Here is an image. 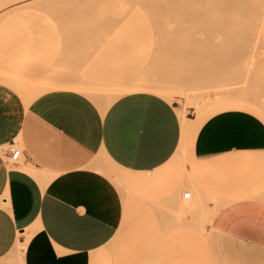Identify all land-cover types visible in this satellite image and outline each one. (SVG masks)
<instances>
[{
  "label": "crops",
  "instance_id": "1",
  "mask_svg": "<svg viewBox=\"0 0 264 264\" xmlns=\"http://www.w3.org/2000/svg\"><path fill=\"white\" fill-rule=\"evenodd\" d=\"M65 30L32 55L24 74L37 83L26 91L10 76L18 67L0 60V259L20 241L21 264H264V89L259 111L236 102L186 113L185 133L182 106L155 93L104 107L91 90L111 77L117 45ZM18 55L0 47V57ZM13 141L17 163L7 161ZM186 151L183 168L166 167ZM112 166L149 174L136 181L150 184L149 235Z\"/></svg>",
  "mask_w": 264,
  "mask_h": 264
},
{
  "label": "rangeland",
  "instance_id": "2",
  "mask_svg": "<svg viewBox=\"0 0 264 264\" xmlns=\"http://www.w3.org/2000/svg\"><path fill=\"white\" fill-rule=\"evenodd\" d=\"M67 28L98 32L118 47L109 57L111 77L91 90L104 95L96 100L107 104L125 94L132 83L145 80L175 89L172 100L190 117L240 106L236 102L251 106L240 108L261 109L264 0H0V47L19 50L18 56L0 60L18 67L10 76L19 79L24 91L37 83L24 74L31 60L36 62L32 55L53 48L55 37L59 43L69 36ZM189 62L192 66L187 67ZM248 64L255 69L249 70ZM207 76L211 79L205 80ZM177 155L167 168L181 169L190 159L188 151ZM112 171L121 190L136 197L134 216L141 219L142 233L149 235L150 184L135 181L148 179L149 174L117 175L120 170L113 166ZM158 238L153 239V247ZM21 254L17 248L0 264H21Z\"/></svg>",
  "mask_w": 264,
  "mask_h": 264
},
{
  "label": "bare ground",
  "instance_id": "3",
  "mask_svg": "<svg viewBox=\"0 0 264 264\" xmlns=\"http://www.w3.org/2000/svg\"><path fill=\"white\" fill-rule=\"evenodd\" d=\"M252 60H253V58H252ZM251 60V61H252ZM228 63H233L232 61L231 62H228ZM227 63V64H228ZM230 64H228V65H230ZM255 64V63H254ZM192 66V63H190L189 62V65H186L187 67L188 66ZM236 65V64H235ZM252 65V64H251ZM180 66H182L181 64H180ZM184 66V65H183ZM198 66V68H199V66H200V64L199 65H197ZM203 66V65H202ZM221 66V65H220ZM250 66V64H248V67ZM254 66V65H253ZM212 67V66H211ZM255 67V66H254ZM205 68V67H204ZM220 68V67H219ZM250 68H253V67H249V70H253V69H255V68H253V69H250ZM206 69V68H205ZM237 69V68H236ZM200 71H202V68L200 69ZM199 71V72H200ZM208 71H210V70H208ZM215 71V70H214ZM58 73H62V70H59V72ZM194 74V73H193ZM214 74H216V73H214ZM212 75V76H214V78H215V76H217V75ZM205 75H207V69H206V72H205ZM200 76V75H199ZM198 76V77H199ZM202 76V75H201ZM44 77V78H43ZM49 77H48V75H45V76H42V78H41V80L39 81L40 82V84H41V86L42 87H46V84H47V79H48ZM209 78V76H207L206 77V79L205 80H207ZM197 79V78H196ZM211 78H209L208 80H210ZM43 80H44V82H43ZM197 81H198V79H197ZM200 81V80H199ZM204 81V80H203ZM172 86V85H171ZM136 91H147V92H151V93H155V94H158V95H160V96H163V97H165V98H167V99H170V100H172V98H173V94L175 93V89H173L172 87H169V86H166V85H159V84H157V83H155L154 81L153 82H150V81H137V82H134V83H132L130 86H128V89H127V91L125 92V93H127V92H136ZM38 94V93H37ZM36 94V95H37ZM119 95H120V93H119ZM114 96V95H113ZM118 96V94L116 95V97ZM115 98V97H114ZM116 99V98H115ZM115 99H111V100H109V101H111V102H107V104H106V102L105 103H103V104H105V105H103L104 107H106V106H108L109 104H111ZM180 114H181V116H182V119H183V123H184V129H185V133L187 132V131H189V129H187L188 128V126H187V124L186 123H188L189 122V118H187V116H186V112L183 110V109H181L180 110ZM189 127H190V124H189ZM184 133V132H183ZM185 136V135H184ZM186 138V137H185ZM184 143V142H183ZM183 144H181V146H180V148H179V151H181V150H183ZM182 154V153H181ZM176 155V154H175ZM177 156H179V155H177ZM174 158V157H173ZM125 176V175H124ZM122 177V176H121ZM119 178V177H118ZM115 179V178H114ZM133 179H135V178H133ZM132 178H131V180H133ZM125 180H123V182H124ZM126 181H128V179L126 180ZM135 181H138V182H143V179H141V178H136L135 179ZM190 192V191H189ZM184 194V193H183ZM190 194H191V192H190ZM25 247V243H23V242H20V241H18L17 242V244H16V247H15V249H17V248H19L20 249V251L22 252V250H23V248Z\"/></svg>",
  "mask_w": 264,
  "mask_h": 264
},
{
  "label": "built area",
  "instance_id": "4",
  "mask_svg": "<svg viewBox=\"0 0 264 264\" xmlns=\"http://www.w3.org/2000/svg\"><path fill=\"white\" fill-rule=\"evenodd\" d=\"M10 153L7 156V161L10 163H17L21 156V149L16 145V142H12L9 146ZM190 192H186L185 196H189Z\"/></svg>",
  "mask_w": 264,
  "mask_h": 264
}]
</instances>
